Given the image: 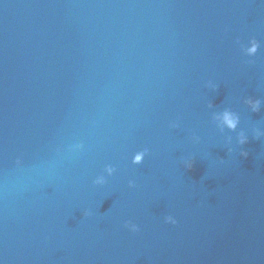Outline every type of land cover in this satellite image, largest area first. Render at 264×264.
I'll return each mask as SVG.
<instances>
[{"label": "water", "instance_id": "1", "mask_svg": "<svg viewBox=\"0 0 264 264\" xmlns=\"http://www.w3.org/2000/svg\"><path fill=\"white\" fill-rule=\"evenodd\" d=\"M0 264H264V0H0Z\"/></svg>", "mask_w": 264, "mask_h": 264}, {"label": "clouds", "instance_id": "2", "mask_svg": "<svg viewBox=\"0 0 264 264\" xmlns=\"http://www.w3.org/2000/svg\"><path fill=\"white\" fill-rule=\"evenodd\" d=\"M258 48H259V45L255 40L250 41V46L246 48V54L249 56L255 55ZM249 104L252 107L253 111H257L259 109V102L258 101L257 102L249 101ZM223 122H224V125L226 127H228L229 129H232V130H234L237 126V120L234 119L230 114H227V113L224 115ZM245 142H246L245 139L241 138L240 143L243 144ZM244 155H246V153H244ZM141 160H142V154H138L135 157V162L139 163V162H141ZM168 222L172 223V224L176 223V221L174 219H172L171 217L168 218ZM132 230L136 231V229L134 227Z\"/></svg>", "mask_w": 264, "mask_h": 264}]
</instances>
